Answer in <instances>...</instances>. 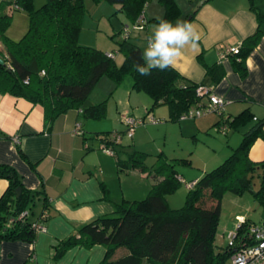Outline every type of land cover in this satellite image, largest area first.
<instances>
[{
    "label": "trees",
    "instance_id": "1",
    "mask_svg": "<svg viewBox=\"0 0 264 264\" xmlns=\"http://www.w3.org/2000/svg\"><path fill=\"white\" fill-rule=\"evenodd\" d=\"M102 1L118 5L115 12L123 13L132 26L143 21L145 25L159 21L157 18L144 19V7L149 0ZM158 1L164 8L160 19L174 22L180 15L176 1ZM248 1L258 26L241 42L238 53L232 54L235 56L234 67L242 75L246 71V56L264 33L261 28L264 12L259 11L252 0ZM22 8L28 11L29 27L18 40H13L5 31L10 24L11 13ZM84 13V0H45L38 8L34 7L33 0L0 2V58L3 60L0 63V92L41 105L44 123L48 127L72 109L81 112L83 119L105 118L106 99L82 107L94 86L105 76L115 86L126 76H131V88L151 98L147 112L164 104L172 120H177L184 111L207 102L206 94H198V85L212 86L223 76L220 65H205L206 77L199 83L188 80L174 67L164 71L154 69L150 76H141L134 67L143 52L131 39L136 38V30L126 24L119 30L122 40L117 41L118 50L123 52L124 57L117 65L113 51L79 44ZM125 26L129 28L127 32H124ZM200 62L203 63L202 60ZM223 111L205 114L221 116L216 125L223 133L228 126H244L254 117L248 109H244L230 121L223 116ZM114 132L121 138V132L117 130L94 132L92 137L98 139L99 144L115 150L120 139L116 142L111 137ZM258 137L264 139V117L242 134L239 144L219 165L204 171L196 181H192L194 184L191 187L186 185L185 201L177 208L169 206L167 195L174 193L182 183L189 182L185 181L173 162L159 157L153 164L146 165V154L141 151L129 152L127 160L120 159L116 153L114 156L119 170L135 168L149 179L150 188L146 196L142 199H122L115 204L112 213L83 223L74 233L52 244V257H61L75 245L89 248L101 244L105 246L106 253L98 264H225L236 249L250 243L248 226L252 222L245 219L241 224L233 246L227 243L224 248L218 249L215 233L222 196L227 191L235 194L249 191L256 201L264 203V160L254 161L248 155L251 144ZM19 153L27 159L20 147ZM174 160L190 164L188 158ZM257 169H261L262 176L258 189L254 190L252 179ZM0 178L8 182L0 196V239L33 240L36 231L31 226L32 222L46 219L41 218V213L48 209L46 195L41 189L25 187L19 173L9 164L0 163ZM17 187L20 188L18 196L15 195ZM103 192H108L104 185ZM207 198L209 204L204 202ZM38 205L41 206L39 212L36 211ZM25 209L29 215L18 217Z\"/></svg>",
    "mask_w": 264,
    "mask_h": 264
},
{
    "label": "crops",
    "instance_id": "2",
    "mask_svg": "<svg viewBox=\"0 0 264 264\" xmlns=\"http://www.w3.org/2000/svg\"><path fill=\"white\" fill-rule=\"evenodd\" d=\"M175 1L180 8V0ZM252 1L259 11L264 12V0ZM197 2L198 0H188L189 8ZM191 12L188 11L183 20L197 27L200 34L199 45L196 49H186L184 56L173 67L188 80L199 83L206 77L205 65L221 66L223 76L211 88L213 93L229 101L225 105L223 116L231 121L244 109H248L254 116L244 126H228L224 133L227 137L225 145L231 152L239 144L242 134L264 117V33L246 56V71L242 75L234 67L235 56L230 54L219 60V52L224 48L240 45L244 38L256 30L258 22L249 1L208 0L189 18ZM163 15L164 8L161 4H147L143 12L147 21L152 18L160 19ZM150 26L152 24L148 22L145 30L149 31ZM261 28L264 32V24ZM147 35L149 37L150 34ZM99 81L102 84L98 85H103L105 92L114 87L110 96L114 99L116 111L112 112V106L107 100V114L103 119H83L81 112L72 109L56 118L50 127L44 123L41 105L0 92V163L13 166L25 187L43 190L48 202L47 217L43 220L46 230L36 231L30 241L0 239V264H98L106 253L105 246L101 244H94L89 248L75 245L57 259L52 257V244L74 233L83 223L112 213L115 204L122 199H136L132 197L134 192L131 191L135 187L134 180H129V177L136 179L139 174L146 177L144 173L138 169L119 170L116 158L101 150L99 140L92 137L94 132L111 131L112 122L120 121L124 124L123 117L132 114L129 109L132 83L129 87L120 89L109 78L102 77ZM97 98L94 96L87 102L85 100L82 107L103 100ZM220 117L216 113H210L188 119L193 121L191 125L180 123V126L188 127L194 135L204 126L216 125ZM76 122H80L83 133H73ZM19 147L27 159L21 156ZM118 149L116 145L117 157L120 153ZM209 151L210 157H218L215 147H210ZM248 155L254 161L264 160V139L256 138ZM191 162L192 160L190 164ZM204 171L189 182L196 181ZM258 176L261 181V169ZM142 183L143 180H140L139 186ZM7 185V180L0 178V196ZM103 185L108 192H103ZM40 208L38 205L36 211L39 212Z\"/></svg>",
    "mask_w": 264,
    "mask_h": 264
},
{
    "label": "rangeland",
    "instance_id": "3",
    "mask_svg": "<svg viewBox=\"0 0 264 264\" xmlns=\"http://www.w3.org/2000/svg\"><path fill=\"white\" fill-rule=\"evenodd\" d=\"M7 1L12 0H0V2L3 3H6ZM44 1L45 0H33L34 7H40ZM147 4L157 6L160 3L158 0H149ZM178 4L181 9V15H179L180 17L178 18L180 20H183L188 14V11H192L195 7L193 6L189 8L188 0H180L178 1ZM84 6L85 13L81 21V31L78 40L79 44L95 46L104 51H113L115 55L114 60L117 65H119L124 57L123 52L118 50L117 41L122 40V35L119 33V30L124 24L132 28L131 23L126 19L123 13L115 12L118 5L110 4L102 0H84ZM146 8L147 5L144 7V10ZM188 8L189 10H187ZM151 24L152 26H150L149 31L145 29L136 30V38L131 37V39L137 43L143 51L147 46V33L151 35L153 30V23ZM28 27V11L23 8L14 10L11 13L10 24L5 31V34L13 40H18L27 31ZM98 82L92 89L86 102L88 99L91 100V97L96 96L98 97L97 99H106V103L108 100L112 106V112L116 111L114 99L110 96V91L114 87L108 88L109 90L106 87L107 92H105L103 90L105 89L103 85H98L102 83ZM131 83V76H126L119 84V88L122 89L124 86L129 87ZM130 90L129 109L135 117H143L144 122L136 126L132 137H128L124 133L125 126L120 121L116 123L112 122L110 128L112 129L111 131L113 132L117 130L121 132V138L117 145L119 148L118 151L120 152V159L127 160L128 153L134 150L146 154V165L153 164L155 160L160 157L165 159V161L173 162L176 165V168L181 172L185 181L189 182L196 175H199L200 172L204 171L203 169L208 171L219 165L230 154V150H227L225 145L227 138L226 134L220 131L217 125L204 126L193 135L188 127L180 126V123L181 125L185 123L191 125L193 121L188 119L182 121L179 119L172 120L169 116V109L167 105L164 104L156 106L149 111V114L153 115L154 118L158 120L157 123H151L145 117L148 113L147 110L150 109L152 103L151 98L144 92H137L132 88ZM126 95L128 97V93H126ZM230 134L231 133H229V135ZM210 147L216 148L218 157H214L213 159L209 156ZM111 157L115 158V156ZM186 158L192 160L191 164H183L180 160H174ZM128 171H130V169ZM258 174L259 169L256 170L252 179L254 190L258 189L260 185V177ZM129 178H131L129 180H134L133 185L135 186L131 190L134 192L132 197H135L136 199L144 198L150 188L149 179L141 176V174H139V177L137 176L136 179L133 177ZM140 180H143L141 186H139ZM113 186L115 185L113 184ZM187 190L186 184L182 183L179 189L174 193L167 195L169 206L173 208L182 206L185 201ZM204 202L209 204L208 198L205 199ZM240 217L248 219L254 223L264 221V203L256 201L252 193L249 191H245L242 194H235L231 191L225 192L221 198L220 219L215 233V244L218 249H222L226 246L227 236L229 232H232L236 228ZM225 264H232L231 259L227 258Z\"/></svg>",
    "mask_w": 264,
    "mask_h": 264
},
{
    "label": "built area",
    "instance_id": "4",
    "mask_svg": "<svg viewBox=\"0 0 264 264\" xmlns=\"http://www.w3.org/2000/svg\"><path fill=\"white\" fill-rule=\"evenodd\" d=\"M145 26H146L145 21H143L141 23L134 24L132 28L135 30H141L144 29ZM128 29H129L128 26H125L124 32H127ZM238 50H239V45L224 48L219 52V60H222L223 58L227 57L230 54L238 53ZM107 54L111 55L110 53ZM197 92L198 94L201 95L206 94L207 102L205 104H199L193 108L184 111L179 115L178 117L179 120L199 118L205 115L206 113L213 111L219 112L223 110L225 105L229 102L225 98L213 93L211 86L200 84L197 87ZM145 117L151 123L158 122V120L155 119L154 116L149 113H147ZM143 122H144L143 117H135L131 114L125 115L123 117V123L125 125L124 133L128 137H132L136 126ZM80 127H81L80 124L77 122L73 129V133L74 134L81 133ZM111 137L115 139L116 142L120 139V135L116 132L112 133ZM99 148L111 156H114L116 154L113 148L105 146L104 144H99ZM193 184L194 182L186 183L187 187H191ZM28 215H29V211L25 209L19 213L18 217L23 218ZM46 217H47V210H44L41 213V218L45 219ZM244 222L245 219L243 217H240V220L236 225V228L232 232H229L227 236L228 245L233 246L234 240L237 236L238 228ZM31 226L32 228H34L35 231L44 232L46 230L45 225L41 220H34ZM248 233L251 236L250 243L247 245L245 244L242 247H239L238 249L235 250V252L230 257L232 264H264V221L260 223H254V222L250 223L248 226Z\"/></svg>",
    "mask_w": 264,
    "mask_h": 264
},
{
    "label": "clouds",
    "instance_id": "5",
    "mask_svg": "<svg viewBox=\"0 0 264 264\" xmlns=\"http://www.w3.org/2000/svg\"><path fill=\"white\" fill-rule=\"evenodd\" d=\"M199 41L200 34L193 23L159 19L147 39L141 60L134 65L135 70L141 76H150L154 69L167 70L184 56L186 49H196Z\"/></svg>",
    "mask_w": 264,
    "mask_h": 264
},
{
    "label": "water",
    "instance_id": "6",
    "mask_svg": "<svg viewBox=\"0 0 264 264\" xmlns=\"http://www.w3.org/2000/svg\"><path fill=\"white\" fill-rule=\"evenodd\" d=\"M206 1H208V0H198V2L195 4V7L193 8L191 14H190L188 17L190 18L191 15H192L193 13H195V12L197 11V9H198V8H199L204 2H206ZM0 63H3V60H2L1 58H0ZM19 193H20V188L17 187V188H16V191H15V195L18 196Z\"/></svg>",
    "mask_w": 264,
    "mask_h": 264
}]
</instances>
